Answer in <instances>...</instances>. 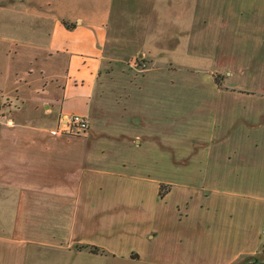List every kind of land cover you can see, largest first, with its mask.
Wrapping results in <instances>:
<instances>
[{"label":"rangeland","instance_id":"obj_1","mask_svg":"<svg viewBox=\"0 0 264 264\" xmlns=\"http://www.w3.org/2000/svg\"><path fill=\"white\" fill-rule=\"evenodd\" d=\"M161 4L165 20H185L189 33L187 39L182 40V44L187 42L189 47L191 43L197 45L199 30L203 33L207 29L206 38L199 41L193 50H187L180 45L167 57L166 42L155 39L156 42L153 38L175 33L167 32L164 25L157 26L160 19L152 14L153 9L157 8L156 2L113 0L114 27L110 28L111 42L106 47L110 61L99 72L98 86L90 102L88 132L84 134L90 138L89 151L94 158L89 160L88 165L93 169L137 174V171H132L137 168L138 174H141L133 175V179L112 177L113 182L109 183V188L96 195L106 196V201L107 198H114V201H134V204L131 206L122 202L123 206L121 210H116L117 214L113 210L112 213L117 215L116 220L121 221L106 226L103 235L93 233L96 225L84 220L83 217L87 216L84 215L82 207L80 208L78 220L80 218L83 224L79 226H84L85 229L84 232L80 231V239L94 234V239L101 243L97 247L100 250L97 253L89 250L90 245L80 244L76 246L78 248H66L65 238L48 239L46 245L29 243L15 248L13 252H6L3 243H0V264H5V259L9 264H164L168 253L171 252L172 255L176 254V250L198 247L199 242L196 245L192 243L195 232L199 231L197 228L202 225L195 223L197 218L220 216L221 213L225 215L227 210L233 216L244 219L240 220L241 225L245 222L246 227L247 220L251 222V228L255 226L260 231L264 219L255 204L257 200H251L254 203L250 201V204H243V200L251 199L246 194L262 196V177L251 168L241 170V173L235 170H216L212 157L215 156V146L219 143L211 138L206 146L198 133L186 134L185 126H189L190 121L198 122V116L192 118V114H199L200 102L204 104L208 100H214V91L218 87L226 84L250 91L264 88V0H171L169 5L166 1ZM216 24L217 28H212ZM117 25L119 29L116 28ZM156 44L159 47L155 48ZM18 51L21 53L23 49ZM218 56L224 57L223 63L212 65ZM239 57H245L246 63L242 65L245 77L238 68L233 67ZM231 75L233 80H230ZM242 81L249 85H242ZM51 82L54 83L48 79L43 80L42 86H38L39 90ZM23 102H14L8 95L0 99V130L4 120L21 119L23 109L35 108L29 114L30 121L42 126V135L53 136L49 130L57 125L47 118L44 119L43 107L39 103L33 106L32 102ZM204 114L205 121L214 118V108L207 107ZM134 118L138 120L135 121ZM167 125L174 126L171 143L160 140V136L162 138V135H166V130L171 131L170 126L168 129L164 127ZM5 128L6 125L4 130ZM262 129L264 123L255 128L254 135L264 133ZM192 136L200 137V141L192 139ZM252 139L246 143L249 148L254 149ZM200 144L204 146L201 147ZM1 145L0 142V149H5V145L3 144V148ZM256 145L255 153L261 156V148L264 146L261 143ZM209 149L211 156L207 151ZM2 151L11 152L7 149ZM103 153L108 156H103ZM11 166L19 167L12 157L4 153L0 157V169ZM225 172H228L227 175ZM227 182L239 193L238 197L232 198L238 203L234 205L233 212L231 206L229 207L230 202L225 207L224 198L218 203L220 206L223 201L222 207L215 208L216 200L220 198L216 199L214 190L220 185H227ZM183 183L198 195L190 203L187 218L179 217L175 208L178 196L167 199L166 204L157 202L152 188L153 185L158 186L159 193L165 194L174 187V195H180L186 192L179 187ZM12 196L13 193L10 192L0 193L2 226L7 216L6 209L10 212V205L6 204H10ZM139 197L142 198V207L135 203L140 201ZM120 198L122 199L118 200ZM46 202L48 238V233L55 226L54 210L57 209L53 207V199L52 202ZM201 204L210 208L204 210L199 207ZM65 208L61 220L64 227L70 224L71 218L66 214L69 207ZM179 218L181 220L178 221ZM114 221L115 219L111 223ZM5 226L9 227L8 223ZM245 227L241 230L244 234ZM70 230L69 226L65 231L70 234ZM150 231L157 233L153 237L146 236ZM22 232L25 233L26 230L22 229ZM215 239L217 238L214 236ZM232 248L235 247L228 249ZM133 250L141 255L139 259L134 258ZM130 252L133 258L129 257ZM7 253L9 256H6Z\"/></svg>","mask_w":264,"mask_h":264},{"label":"crops","instance_id":"obj_2","mask_svg":"<svg viewBox=\"0 0 264 264\" xmlns=\"http://www.w3.org/2000/svg\"><path fill=\"white\" fill-rule=\"evenodd\" d=\"M151 1L157 4V8L152 11L153 16L160 19L157 26L164 25L167 32L178 34V36L175 34L169 36L170 33L166 32V37L153 38V41L157 39L166 42L167 57L180 45L185 46L187 50H193L199 41L206 38L207 29L203 30V33L199 30L197 41L195 40L197 45L191 43L189 47L187 42L182 44V40L185 41L189 33L185 20L173 21L171 18L169 20L164 18L165 12L162 10L161 3L166 1L169 5L171 0ZM112 2L113 0H0V99L8 95L14 102L24 101L25 104L32 102V105L39 103L43 107L44 119H49L55 126L61 119L71 114H82L88 117L90 102L100 78L99 72L103 71L110 61L106 47L111 42L110 28L114 25ZM63 21L73 23L74 26L68 28ZM217 26L216 24L212 28ZM116 28L119 29V26ZM220 30L223 31L221 28ZM154 47L159 46L156 44ZM18 49L23 51L19 53ZM223 58L218 56L212 65L222 64ZM244 58L239 57L233 65L243 75L242 65L246 63ZM45 79L54 83L43 85L45 87L40 91L38 86L41 87ZM230 80H233L232 75ZM241 83L248 84L243 81ZM214 93V100L198 104L199 114H192V118L198 116V122L190 121V125L185 126L186 134L198 133L202 143L206 142V146L209 145L207 142L211 138H214L215 143H219L216 144L215 156L212 157L216 170L226 169L228 172L235 170L241 173L251 168L262 177V196L246 194L245 196L251 199L243 200V204L254 203L251 200H257L255 204L259 207L261 218L264 219V147L261 148V156L255 153L256 144L261 143V146H264V133L254 135L255 128L264 123V98L262 97L264 88L250 91L225 84L216 88ZM165 95L169 94L165 93ZM209 106L214 108L215 115L214 118H208L205 121L204 112ZM31 109H23L21 113L26 116L23 114L21 119L4 120L6 130H4V124L0 130L1 148L4 144L5 149L11 151L4 153L12 157V160L19 165V167L0 169V193H13L10 204H6L10 205V212L6 209L5 215L8 218L5 217L3 226L0 220V243H3L6 252H13L15 248L24 247L29 243L46 245L48 239L64 238L67 239L66 248L80 244L99 247L101 243L94 239L96 238L94 234L103 235L106 226L120 222V219L116 220V210H121L122 202L132 206L134 201L119 202L114 201V198L112 200L107 198L106 201V196L102 197L96 193L105 192L104 189H108L109 183L113 182L112 177L133 179V175L141 174H138L137 168L132 171H137L138 175L135 174L136 172L133 174L127 171L111 172L103 168L93 169L88 165L89 160L94 158L93 153L89 151L90 138L84 135L87 134L88 129L81 136L42 135V126L30 121L29 114L35 108ZM134 120L137 121L138 118ZM169 126L164 127L168 129ZM164 127L162 126L163 129ZM170 128V132L166 130V135H162V138L160 136L161 141L171 143V135L175 131H173L174 126ZM199 138L192 136V139ZM251 139L254 149L249 148L246 143L251 142ZM7 144L11 145L7 146ZM234 145H236L235 148ZM200 146L204 145L200 144ZM207 151L211 156V149ZM4 153L2 151L0 157H3ZM107 153H103V156H108ZM256 163L259 164L253 167ZM228 172H225V175ZM226 184L214 190L216 199L220 198L216 200L215 208H218V203L224 198L223 201L227 204L225 207H228L230 202L229 207L231 206L233 212L234 205L238 203L232 198L238 197L239 193L233 190L234 187L229 186V182ZM179 187L186 192L174 195L176 188L172 187L162 194L159 193L158 186H152L157 202L162 201L166 204L167 199L178 196L175 208L179 217L187 218L190 203L198 195L194 190L191 191L187 184L183 183ZM52 199L53 207L57 211L54 210V215L56 214L54 229L48 233L47 238L48 203L46 201L52 202ZM139 199V203H135L142 207V198L139 197ZM222 205L220 204L219 207ZM65 206L69 207L66 214L71 217L70 224L66 227L62 226L61 221L66 210ZM81 207L84 215L87 216L83 217L84 220L96 225L92 230L94 234H89L88 238L83 239H80L79 233L84 232L85 229L84 226H79L83 222L80 218L78 220ZM199 207L204 210L210 208L202 204ZM113 210L116 214L112 213ZM114 219L115 221L111 223ZM240 220L244 221L243 218L233 216L228 210L225 215L221 213L220 216L197 218L195 223L202 225L199 228L196 224L194 225L199 231L195 232L192 243L196 245V242H199L198 247L176 250V254L172 255L170 252L167 254V263L164 264L264 263V233L262 232L264 221L259 231L255 226L251 228V222L247 220L246 227L245 222L241 225ZM7 223L9 227L5 226ZM69 226L70 234L65 231ZM244 227L245 234L241 231ZM22 229L26 232H22ZM156 233L150 231L146 236L153 237ZM214 236L217 239L214 240ZM58 245L62 246V244ZM229 247L235 248L230 250ZM84 249L87 248L84 247ZM132 252L134 258L141 257L137 251ZM146 255L149 257L148 254ZM6 256L9 254L7 253ZM129 257L133 258L131 252ZM5 264H9L6 259Z\"/></svg>","mask_w":264,"mask_h":264},{"label":"built area","instance_id":"obj_3","mask_svg":"<svg viewBox=\"0 0 264 264\" xmlns=\"http://www.w3.org/2000/svg\"><path fill=\"white\" fill-rule=\"evenodd\" d=\"M89 120L86 115L71 114L65 119H61L56 128L49 130L53 136L60 135H81L88 129ZM264 233V228L262 229Z\"/></svg>","mask_w":264,"mask_h":264},{"label":"trees","instance_id":"obj_4","mask_svg":"<svg viewBox=\"0 0 264 264\" xmlns=\"http://www.w3.org/2000/svg\"><path fill=\"white\" fill-rule=\"evenodd\" d=\"M63 23H64L68 28L74 26L73 23H69V22H67V21H63ZM89 250L92 251V252H94V253H97L98 251H100V250H99L97 247H95V246H89ZM101 252H103V251H101ZM261 264H264V263H261Z\"/></svg>","mask_w":264,"mask_h":264}]
</instances>
